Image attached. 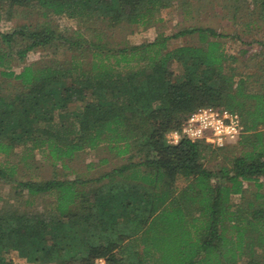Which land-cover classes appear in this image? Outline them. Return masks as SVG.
<instances>
[{
	"label": "trees",
	"instance_id": "1",
	"mask_svg": "<svg viewBox=\"0 0 264 264\" xmlns=\"http://www.w3.org/2000/svg\"><path fill=\"white\" fill-rule=\"evenodd\" d=\"M224 1L233 3L236 15L248 0ZM252 1L264 19V0ZM196 2L0 0V22L14 10L33 9L43 18L90 24L96 41L70 42L48 27L0 33V157L17 148L29 156L45 149L54 163H64L104 145L122 160L95 178L45 181H17V166L0 162V182L12 183L16 197L8 204L0 196V264H14L7 259L12 252L31 264H94L100 258L106 264H264V196L258 191L264 94L246 92L245 79L232 90L234 75H225L224 65L236 59L212 29L179 31L171 38L197 34L202 46L169 52L167 39L129 46L114 36L123 26L157 23L163 9L186 11ZM56 42L78 55L68 64L24 65L18 74L5 69ZM86 48L89 62L82 55ZM172 61L183 68L178 79L170 72ZM6 81L18 91L2 94ZM222 103L239 114L244 135L232 147L243 155L213 172L201 163L203 146L210 145L182 140L171 146L166 136L198 107ZM244 183L257 189L254 200L233 204L232 196L244 195ZM39 198L48 201L38 211L32 208Z\"/></svg>",
	"mask_w": 264,
	"mask_h": 264
},
{
	"label": "rangeland",
	"instance_id": "2",
	"mask_svg": "<svg viewBox=\"0 0 264 264\" xmlns=\"http://www.w3.org/2000/svg\"><path fill=\"white\" fill-rule=\"evenodd\" d=\"M198 1L193 3L192 9H187L186 11H183L181 7L177 6L163 9L158 14L160 21L157 23L144 27L136 25L129 27L123 26L116 31L114 36L116 39H125L129 43V46L147 44L157 38L158 42H161L162 39H167L164 52H169L180 47L188 46L198 48L202 46L197 34L186 35L177 39L171 38L179 31L192 28L212 29L217 35L224 36L223 39H220L224 52L228 56L236 59V62H233L228 58V61L224 65V74L229 75L231 73L234 75V86L232 90H235V83L238 80L245 79L246 92L264 94V19L259 16L257 10H253L251 7V2L253 1L248 0L245 4L241 3L239 12L236 15L233 11L232 2H225L224 0ZM88 25L90 28L92 27L88 23L83 24L81 20H71L65 17L43 18L36 10L17 9L0 22V33H12L21 26L30 29L36 26L40 30L48 27L56 35L70 42L76 41V38H80L85 42H96L92 40L95 37L92 38V33L87 30ZM21 42L22 40L18 38L14 43L19 45ZM55 45H57V42L51 46L29 52L26 56L25 64H18L17 61L12 60L7 64L5 69L18 74L24 65L38 64L39 66H50L62 64L63 62L68 64L72 57L78 55L76 51L70 49L68 44V46L66 44H60L54 47ZM3 47L5 45H1L0 49ZM84 47H86V44H84ZM82 55L86 62L90 61V52L87 48ZM129 68L136 70L135 65H131ZM129 68L118 69L120 71L122 70L121 72H125ZM182 71L183 68L180 63L176 61L171 62L170 72L174 76L173 79L180 78ZM2 91V94L9 95L18 91V89L15 87V82L6 81L2 86ZM223 94L222 92L220 98ZM223 105L224 103H222V106H213V108L230 112ZM205 107H198L195 111ZM231 113L239 117L238 113ZM203 147L204 152L201 163L207 170L213 172L223 167L229 168L232 159L243 155V152L236 147H229L228 151L218 150L214 147ZM103 159H107V162H102ZM0 162H6L9 166H17L16 176L14 177L17 181H28L30 179L45 181L53 177L59 180L95 178L108 172L114 166L119 165L122 160L112 157V154L103 145L96 150L86 149L72 161L64 163H54L47 152H45V149L40 152H34L32 156H29L28 152L24 153L19 148L15 149L11 156L5 158L0 157ZM214 183L213 181L212 184L214 185ZM260 184L261 189L258 191L264 196L263 177H261ZM12 185V183L0 182V196L8 204H14L16 200L14 185ZM177 185L179 189L185 187V183L181 180L177 182ZM243 185L244 195H242V198L240 196H233L231 199L233 204L240 202L242 199L245 201L254 200L253 194L257 191L254 184L244 183ZM43 200L45 199H35L32 209L41 210L44 205ZM260 203L264 205V200L260 201ZM167 254L163 253L162 255L165 257ZM7 259L12 260L14 264H31L15 252L10 253ZM169 264L172 263L169 262Z\"/></svg>",
	"mask_w": 264,
	"mask_h": 264
},
{
	"label": "built area",
	"instance_id": "3",
	"mask_svg": "<svg viewBox=\"0 0 264 264\" xmlns=\"http://www.w3.org/2000/svg\"><path fill=\"white\" fill-rule=\"evenodd\" d=\"M226 115L228 117L227 119L225 118ZM196 117H204V119L196 120ZM217 122H219V125H217ZM218 126H222L223 128H234L235 132L225 134L223 131H221V135L217 137L215 135V132ZM185 129H187L190 133L199 130V135L191 136L189 134H186ZM173 132L179 135V143L182 140H186L192 143L203 142L216 149L235 146L240 138L244 135L241 120L236 114L213 107H205L191 113L183 121L180 129L173 130L167 134V143L171 146H176L179 143L171 142L170 134ZM209 140L213 142L209 143Z\"/></svg>",
	"mask_w": 264,
	"mask_h": 264
},
{
	"label": "clouds",
	"instance_id": "4",
	"mask_svg": "<svg viewBox=\"0 0 264 264\" xmlns=\"http://www.w3.org/2000/svg\"><path fill=\"white\" fill-rule=\"evenodd\" d=\"M225 118L227 119V115L225 116ZM196 120H202L204 119V117H196L195 118ZM217 125H219V122H217ZM221 131H223L225 134H228V133H234L235 132V129L234 128H223L222 126H218L217 129H216V132H215V135L218 137L221 135ZM185 133L186 134H189L191 136H198L199 135V130L196 131V132H189L187 129H185ZM171 136V142H174V143H179V140H180V137L179 135H177L175 132L171 133L170 134ZM209 143H212L213 141L209 140L208 141ZM95 264H105V260L100 258V259H97Z\"/></svg>",
	"mask_w": 264,
	"mask_h": 264
},
{
	"label": "crops",
	"instance_id": "5",
	"mask_svg": "<svg viewBox=\"0 0 264 264\" xmlns=\"http://www.w3.org/2000/svg\"><path fill=\"white\" fill-rule=\"evenodd\" d=\"M233 197V196H232ZM232 199V198H231Z\"/></svg>",
	"mask_w": 264,
	"mask_h": 264
}]
</instances>
